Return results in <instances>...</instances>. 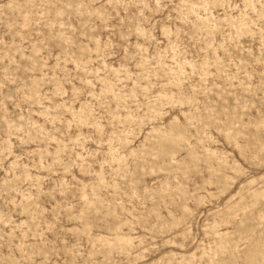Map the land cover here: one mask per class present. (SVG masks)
<instances>
[{"label": "rangeland", "instance_id": "rangeland-1", "mask_svg": "<svg viewBox=\"0 0 264 264\" xmlns=\"http://www.w3.org/2000/svg\"><path fill=\"white\" fill-rule=\"evenodd\" d=\"M0 264H264V0H0Z\"/></svg>", "mask_w": 264, "mask_h": 264}]
</instances>
